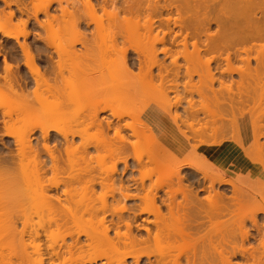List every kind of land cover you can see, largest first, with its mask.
Returning <instances> with one entry per match:
<instances>
[{
    "label": "bare ground",
    "instance_id": "obj_1",
    "mask_svg": "<svg viewBox=\"0 0 264 264\" xmlns=\"http://www.w3.org/2000/svg\"><path fill=\"white\" fill-rule=\"evenodd\" d=\"M25 1L0 0V264H264V0ZM54 24L57 45L35 31ZM29 210L48 217L37 260Z\"/></svg>",
    "mask_w": 264,
    "mask_h": 264
},
{
    "label": "rangeland",
    "instance_id": "obj_2",
    "mask_svg": "<svg viewBox=\"0 0 264 264\" xmlns=\"http://www.w3.org/2000/svg\"><path fill=\"white\" fill-rule=\"evenodd\" d=\"M26 1L28 2V0H26ZM26 1H25V2H26ZM45 1H46V0H45ZM58 1H60L62 5H64V6L66 5V8H67V5H68V8H67V9H68L69 12L73 11V10H70V9H72V7H74V6L77 7V4H78L79 1H80V2H79L80 5L78 4V6H80V8L83 6V4H81V3L84 2V1H82V0H78V1H77V0H58ZM85 1H86V0H85ZM93 1H95V0H93ZM71 4H72V5H71ZM73 4H74V5H73ZM75 4H76V5H75ZM0 5H1V7H2V3H1ZM81 5H82V6H81ZM70 6H71V8H70ZM54 7H58V5H55ZM59 12H60V11H58V12H53L52 14L55 13V14L57 15V17H58L59 14H60V16H61V13H59ZM98 12H99V13H98ZM98 12H97L96 16H95V14H94V16H92V18H94L96 21L98 20V21H100L102 24H103V22H104V24H106L107 21H110V20H111V16H110V15H105V13H104V12H101V11H98ZM54 16H55V15H54ZM60 16H59V18H60ZM109 16H110V17H109ZM4 17H6V16L0 12V28H1L2 24H4V22H5V20H6V18H4ZM19 17H20V16H19ZM19 17H18V18H19ZM39 17H40V20H45V19H46L43 15H40ZM67 17H71V16L67 15V16H64V19H63V18H60V19H61V21H62V20L64 21L65 19H68ZM86 17H87V16H86ZM96 17H97V18H96ZM122 17H123V16H122ZM20 18H21V17H20ZM24 18H26V17H24ZM24 18L22 17V19H24ZM59 18H58V19H59ZM84 18H85V17H84ZM88 19H90V17H88V18L86 19V20H87L86 22H88ZM90 20H91V19H90ZM66 21H67V20H66ZM55 24H56V23H55ZM55 24H54V28H53V29H54V30H53L54 32H53L52 34H49L48 32H46V31H44V30H38V29H35V31L37 30L36 32H39V34H41V36H40L41 38H43V39L46 38V40H47V39H51L52 42L55 43L56 45L59 44V43H63V40L66 39V38H64V37H68V36H66L67 34H61V33H64V31L62 32V29H61V26H62V25H59V24H58V25H55ZM104 24H103V25H104ZM58 26H59V27H58ZM30 28H31V27H30ZM17 29H18V27L16 28V30H17ZM31 29H32V31H34V30H33L34 28H31ZM31 29H30V30H31ZM59 29H61V31H60ZM94 29H95V28H94V26L92 25V27H90V29L87 30L86 33L88 34V39H91V38H92L91 36H95V35H96L95 32H94ZM16 30H15V32H19V31H16ZM20 30H21V29H20ZM13 31H14V30H13ZM41 31H42V32H41ZM59 31H60L61 33H60ZM92 31H93V32H92ZM93 33H94L95 35H92ZM64 35H65V36H64ZM106 35H107V33H106ZM106 35H105V33H104V35H100V36L96 35V37H94V40H95L96 38H101L100 40H99V39H96V40H99V42L97 41V43H100L101 41H103V42H105V43L108 42V44H109V43H110V42H109L110 39H109L108 35H107V36H106ZM63 36H64V37H63ZM89 37H90V38H89ZM0 38H1V41H6V39L3 38L1 35H0ZM69 38H70L71 40H74V36H70ZM70 39H69V40H70ZM20 40L23 41V37H21ZM92 40H93V38L91 39V43L93 44ZM29 42H33V43H34V38H31V39L29 40ZM94 42H95V41H94ZM131 45H132L133 47H136V48H139V49H141V47L143 46V44L141 43V40L136 39V38L132 39L131 42H130V44H128V46L132 47ZM95 46H96V43H95ZM1 49H2V48L0 47V50H1ZM17 49H18V48H17ZM49 50H51V52H53V51H52V48L49 49ZM75 50H77V52H76ZM75 50H74V51L76 52V54H77V53L79 54L80 51H81L82 53H83V51H85L84 48H83V46H80V45H76ZM17 51H19V50H17ZM160 57H162V56H160ZM210 57H212V56H211V55H205V59H207V58L210 59ZM58 58H59V56L55 54V56H54V60H53V61H57V62H58V60H59V61L61 62V61H62V59L60 60L61 57H60L59 59H58ZM62 58L64 59V62H62V63H66V65H69V66H70V64H71V67H68V66H67V67H68V70H71V68H72L73 66H76V65H73V64H76V63H77L76 61H70V60L65 59L64 57H62ZM1 60H2V58H0V64H1V66H0V75L3 76V74H4V72H3V70H4V69H3V68H4V64H3V62H2ZM65 60H66V61H65ZM171 60H172V59H171L170 57L166 59V61H167L168 63H169ZM67 61H68V62H67ZM69 61H70V64H69ZM181 61H182V59H181ZM10 62H11V61H10ZM57 62H56V63H57ZM71 62H72V63L74 62V63L72 64ZM14 63H15V62H14ZM14 63H13V61L11 62L12 65H13ZM54 63H55V62H54ZM56 63H55V64H56ZM2 64H3V65H2ZM66 65H65V66H66ZM72 65H73V66H72ZM77 65H78V63H77ZM14 66H16V65H15V64L13 65V69H15ZM78 66H79V65H78ZM239 66H240V65H238V68H239ZM67 67H66V68H67ZM76 67H77V66H76ZM76 67H74V69H75ZM234 67H235V65H234ZM236 67H237V66H236ZM1 68H2V69H1ZM72 69H73V68H72ZM65 72H66V74L70 75L69 73H67V71H65ZM155 72H156V70H155ZM66 74H65V75H66ZM155 74H156V73H155ZM66 76H67V75H66ZM70 76H71V75H70ZM70 76H69V77H70ZM234 78H235L236 81L239 80V77H238V76H237V77L235 76ZM155 80H156V79H155ZM155 80H154V81H155ZM2 81H3V80H2ZM69 81L72 82V76L69 78ZM156 82H157V80L155 81V83H154V82H153V83H154L155 85L159 83V81H158V83H156ZM2 85H3V84H2ZM2 85H1V86H2ZM1 86H0V87H1ZM32 87H34V88H32ZM35 87H36V86H34V83H33V86H31V90H32V89H35ZM2 88H5V87L3 86ZM2 88L0 89V104L3 103V104H5V106H6V104H8V106L10 107V104H9L8 102H9V101H10V102L12 101L11 98H12L13 96H9L10 93H9V91H7L8 89L5 88V90H3ZM149 92H150V91H149ZM8 94H9V95H8ZM153 95H154V94L152 93L151 96L153 97ZM151 96H150V95L148 96V93H147V96L144 97L143 99H141V103H142V105H140V104H139L140 106L138 105L139 110L141 109V106L143 107L144 104L146 103V102H143V101H149V100H150V99H149V100H145V98H148V97L150 98ZM13 98H14V97H13ZM194 99H197V98H194ZM49 100L51 101V99H49ZM142 100H143V101H142ZM13 101H14V100H13ZM196 101H197V100H196ZM196 101H195V102H196ZM3 104H2V105H3ZM12 106H13V104L11 105V107H12ZM13 107H14V106H13ZM13 107H12L11 109H13ZM80 108H81L80 106L76 105V106H74V109H73V110L78 111V110H81V109H82V108H81V109H80ZM8 109H10V108H8ZM8 109H7V110H8ZM13 110H14V109H13ZM263 110H264V109H263ZM8 111H9V110H8ZM11 112H12V111H11ZM119 112H122V111L119 110ZM137 112H138V109H137ZM263 112H264V111H263ZM13 113H14V112H13ZM255 113H256V112H255ZM150 115H151V114H150ZM140 116H141V114H140ZM140 116H139V117H138V116L136 117V118H138V120L141 122V123H137L138 125L143 126L142 124H144V126H146L147 123L149 122L148 125L151 126L153 123L156 122V120H155V116H154V115H152V116H154V119H153L151 116L149 117L148 115H144V117L147 116L146 118L143 117V119L147 120V121H146L147 123H146V122L142 123V122L145 121V120H142V119L140 120ZM142 116H143V114H142ZM142 116H141V118H142ZM156 118H157V117H156ZM127 119H128V120H127ZM127 119H126V121H128L130 124H131L133 121H134V122L137 121V119L133 120L134 118H133L132 120H131V118H127ZM152 119H153L154 122H153V121L151 122ZM157 119H158V118H157ZM130 120H131V121H130ZM148 120H149V121H148ZM157 121H159V119H158ZM134 122H133V123H134ZM145 123H146V124H145ZM150 123H151V124H150ZM134 124H136V123H134ZM137 124H136V125H137ZM148 125H147V126H148ZM150 132H151V131H149V133H150ZM152 132H153V131H152ZM152 132H151V133H152ZM89 133H90V134L87 135V136H88L87 138L89 139V142H90L91 140H94V133H95V132L91 130ZM147 135H148V133H147ZM149 135H150V134H149ZM89 136H90V137H89ZM92 136H93V137H92ZM155 136H156V137L159 136V130H157V129H156V131H155ZM0 138H1V136H0ZM1 139H2V138H1ZM1 139H0V141H1ZM78 142H80V139L77 138V139H76V143L78 144ZM91 143H93V142H91ZM143 145H144V144H143ZM145 145H146V144H145ZM145 145H144V146H145ZM142 148H143V147H142ZM144 148H145V149H144ZM144 148H143L144 150L142 149V151L139 149V151H141L140 154L143 153L142 155H144V154L146 153V150H147V153L150 152V150H149V146H148V145H147L146 147H144ZM144 151H145V152H144ZM137 153H138V151H137ZM147 153H146V154H147ZM93 154H95V153H93ZM136 155H137V154H136ZM142 155H141V156H142ZM143 158L145 159V156H143ZM131 162H132V161H131ZM89 163H90L89 165L91 166L92 163H91V162H89ZM107 164H108V163H107ZM93 165H96V163H93ZM108 165H109V164H108ZM81 167H83V163L79 162L78 159H75V163L73 164V167H72V168H73V171L76 172V171L79 170ZM91 167H92V166H91ZM121 168H122V165H121ZM183 171H184V172H183ZM183 171H182L183 174H185L188 170L183 169ZM146 173H147V175L144 174V176H149V178H150V174H151L150 171H149V172H146ZM138 174H139V172L137 173V171H136L135 174H134V176L137 177ZM139 175H140V174H139ZM139 175H138V177H139ZM155 177H156V176H155ZM155 177H154V175H153V176H151V179H152V180H155V179H156ZM160 177H161V175H160ZM146 180H147V183H149V182H148V179H146ZM149 180H150V179H149ZM250 181H252V182H256L255 179H250ZM205 195H206V194H202V196H205ZM82 196H83V195H82ZM82 196H80V195L78 196V195H77V196H76L77 198L75 197V199L73 200V202L76 200V201H77V205H78V202H80V201L83 200V197H82ZM78 199H80V200H78ZM85 200H86V199H85ZM109 200L111 201V198H110V197H107V201H108V202H110ZM83 202H84V201H83ZM83 202H80L79 204H81V203L83 204ZM84 203H85V202H84ZM96 203H99V205L96 204ZM96 203H95V204H96L97 206H100L101 200H100V202H99V201H98V202L96 201ZM36 209H38V208H36ZM32 210H33V209H32ZM38 210H40V209H38ZM251 211H252V209H250V208H244V210L242 211V214H247V213H250ZM0 212H1V211H0ZM27 212H30V210L27 211ZM34 212H35V211H34ZM34 212H33V216L30 215V214H32V211H31L30 213H28V214H26V213L24 212V213H25L26 215H28L29 217H27V216H25V215L22 216V219H21V221H20L21 223L19 222V224L17 225V231H20V232H22V233H26V234H24V235H27L28 233H30V234L33 235V236H35L34 233H36V231L39 232V234L41 233L39 238H37V237H36L35 239H34V238H33V239L29 238V239H31L30 242H29V244H31V242L33 241V242H32V245H30L31 248L34 247V248H33V251L31 250V248H29V250H31L30 253H31V252H35V253H37V252L41 249L40 246L42 247V246L44 245V246L42 247V249L40 250L41 252H44V247H45L46 244H48V241L46 240L45 236L43 235V234H44V231L46 230L45 228L47 227V226L45 225V221H47L46 218H48V217L42 218V216H40L41 213H39L40 211L37 212V215H38V213H39L38 216H37L36 213H34ZM44 213L47 215V213L43 211V214H44ZM45 214H44V215H45ZM35 215H36V216H35ZM46 215H45V216H46ZM20 216H21V215H20ZM101 216H102V214L99 215V218H100ZM23 217H24V218H23ZM26 217H27V218H26ZM109 217H110V216H108V217L106 218V220H107ZM0 218H1V216H0ZM25 218L28 219V221H26ZM86 218L88 219V217H86ZM86 218H85V220H87ZM97 218H98V217H96V219H97ZM110 219H111V217L109 218V220H110ZM23 220H25L26 222L23 221ZM109 220H108V221H109ZM0 221H1V219H0ZM22 222H23V224H24V222H25L26 224L23 225ZM93 222H97V221H94V219H93ZM106 222H107V221H106ZM0 223H1V222H0ZM27 223H28V225H27ZM42 223H43V225H42ZM80 223H81V222H80ZM80 223H79V224H80ZM46 224H47V222H46ZM81 224H82V223H81ZM83 224H85V225L87 224V226H88V223H86V222H84ZM83 224H82V226H83ZM26 225H27V226H26ZM44 225H45V226H44ZM74 225H75V224H74ZM76 225H77V224H76ZM76 225H75V226H76ZM0 226H1V225H0ZM22 226H23V227H22ZM25 226H26V227H25ZM75 226H73V224H72V225L69 226V229H70V227H71V228L73 227L74 229H76ZM79 226H80V225H79ZM79 226L77 225L78 228H79ZM18 227H19V228H18ZM43 227H45V228H43ZM84 227H85V226H83V229H84ZM42 228H43L44 230H43ZM73 228L71 229V230H72V231H71V230H69L68 227H67V229L69 230V232L71 231V232H74V234H75V232L77 231V229L74 231ZM247 228L251 231V233L253 232V231L251 230V228H250V225H249ZM0 229H2V228H0ZM47 229H48V228H47ZM67 229H65V231H62V230H61L62 233H61V232H59V233H61V234L63 235V232H64V233H65V232H66V233L68 232ZM81 229H82V227H80L79 230L81 231ZM3 230H4V229H3ZM3 230H0V233L3 232V234H4L5 231H3ZM63 230H64V229H63ZM31 232H32L33 234H32ZM69 232H68V233H69ZM59 233H58V231H53V235H54V237H55V238H56V237L59 238V236L61 235V234L59 235ZM36 234H37V233H36ZM55 234H56V235H55ZM74 234H73V235H74ZM1 235H2V234H1ZM1 235H0V237H1ZM5 235H6V234H5ZM28 235H29V234H28ZM37 235H38V234H37ZM41 235H42V236H41ZM58 235H59V236H58ZM62 235H61V236H62ZM74 236H75V235H74ZM41 237H42V238H41ZM43 237H44V238H43ZM27 238H28V236H26V239H27ZM38 239H39V240H38ZM67 239H68V240H67ZM40 240H41V241H40ZM56 240H57V239H56ZM58 240H59V239H58ZM66 240H67L66 242H68V243L72 241V240H70V238H66ZM83 240L85 241L84 238H82V241H83ZM39 242H40V246H39V250H38L37 247H38V243H39ZM43 242H44V243H43ZM41 243H42V244H41ZM34 245H36L37 247L35 248ZM163 245H164V244H162L161 246H163ZM181 245H184V243H182ZM185 245H186V244H185ZM185 245H184V246H185ZM184 246H183V247H184ZM163 247H164V246H163ZM180 248H181V246H180ZM186 248H188L187 245H186ZM35 249H37L38 251H36ZM161 249H162V248H161ZM9 250L11 251V242L8 240L7 237H6V238H3V236H2V237L0 238V256L2 257V255H5V254L9 255V254H10ZM42 250H43V251H42ZM180 250H181V249H180ZM182 250H183V249H182ZM184 250L187 251V249H185V247H184ZM8 253H9V254H8ZM35 253H34V254H35ZM31 254H33V253H31ZM34 254L32 255V259H33V257H35L34 259L37 260V259H38V257H37L38 254H37V255H36V254L34 255ZM36 258H37V259H36ZM237 260H238V259H237ZM33 261H34V260H33ZM236 262H237L236 259H234L233 262H232V264H235ZM100 263H101V262H99L98 264H100ZM236 264H238V263H236Z\"/></svg>",
    "mask_w": 264,
    "mask_h": 264
}]
</instances>
